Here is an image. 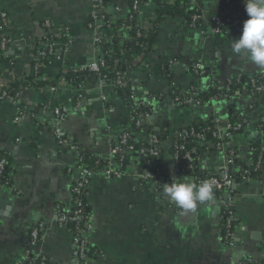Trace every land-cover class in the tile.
Returning <instances> with one entry per match:
<instances>
[{
    "label": "crops",
    "instance_id": "0c3cea01",
    "mask_svg": "<svg viewBox=\"0 0 264 264\" xmlns=\"http://www.w3.org/2000/svg\"><path fill=\"white\" fill-rule=\"evenodd\" d=\"M147 2L139 14L142 23L155 17L156 1ZM115 4L121 7L116 16L124 19L125 1L116 0ZM221 8L234 20L247 19L243 0H188L186 9L200 13L201 24L191 28L181 18L167 16L157 25L150 53L132 74L145 96L150 92L160 96L150 101L155 117L146 128L150 136L166 131L171 135L193 123H211L216 128L246 120L242 130L226 142L225 150L215 148L211 135L199 143L203 151L195 172L202 171V177L224 172L229 150L240 163L252 166L253 141L260 137L264 145V125L260 128L264 104H256L251 95L240 93L199 107L180 108L173 102L190 86L206 91L228 84L237 72L259 75L264 71L245 56L233 53L231 39L239 36L232 28L226 27L218 39L203 34L202 28L210 27ZM1 13L8 16L5 34L12 42L0 52V83L20 82L29 75L37 61L34 49L48 33L45 21L57 31L64 30L68 44L61 60L51 57L43 68L42 80L47 84L24 92L15 105L0 107V153L8 158L13 188L0 189V201H4L0 208V264H26L28 232L39 225L43 232L36 251L51 264H72V234L67 228L55 227L52 220L58 208L73 204L71 186L77 177L74 168L79 151L107 161L119 134L130 128V114L122 101L108 99L112 86L98 81L85 82L78 90L62 86L53 93L46 92L45 87L62 69L85 67L100 56L87 26L90 0H0ZM162 57L176 62L166 77L154 71ZM196 64L208 74L195 77L191 68ZM49 102L65 109L62 120L50 113L42 115L43 106ZM22 109L20 120L15 122ZM163 120L168 125L156 129V123ZM57 137L74 141L78 150L61 146ZM170 143L164 144L160 160L149 165L155 175L153 181L139 183L130 174L120 179H107L101 172L93 175L87 194L92 264H242L247 259L264 264V164L259 177L238 181L229 198L225 192L213 190L210 201L185 212L165 197L164 184H171L174 177L194 183L198 177L195 172H181L169 152ZM228 201L237 220L238 241L233 247L220 237V217Z\"/></svg>",
    "mask_w": 264,
    "mask_h": 264
},
{
    "label": "trees",
    "instance_id": "16d2710c",
    "mask_svg": "<svg viewBox=\"0 0 264 264\" xmlns=\"http://www.w3.org/2000/svg\"><path fill=\"white\" fill-rule=\"evenodd\" d=\"M116 0H105L104 5L108 7V12L105 14V20H99L97 22L96 27L98 29L99 35H101L102 39L101 42L98 44V49L100 51V58L103 60L104 65L101 67L100 74L90 72L86 67L81 68H74V67H67L66 69H62L55 77L51 85H58V83L63 80L66 83L73 86L74 89L78 90L83 82H93L98 81L99 79H104L106 82L112 84V90L109 100L117 99L122 101L127 108L130 109V106L133 104L132 99L133 97H137L138 102H143L141 106H139L138 112L144 115L152 114V106L150 104L151 99L159 98L160 96L154 93H149V96H145L142 92L139 91V83H135L132 74H134L139 65L141 60L145 58L147 54L150 53L153 45L155 43V38L157 35V25L164 21L167 16H176L182 19L185 26H189L191 23V17L196 13L194 10H187L186 4L188 0H173L172 3H167L165 0H155L156 9L154 11L155 18L151 22V27L148 30L140 29L138 25V18L136 15L132 14L133 18H130L131 15V5L135 0H123L125 1V6L127 7V14L124 19L118 18L116 13L114 12L113 8L117 5L115 4ZM140 2L148 1V0H139ZM121 8V7H120ZM215 16H219L222 20V24H224V20L229 18L226 15L225 9L221 8ZM90 22V17L87 19V24ZM197 27L198 24H195ZM211 25L209 27V35L208 37L212 39L215 35L218 34H211ZM141 33L140 37H137V34ZM225 33V27H221L222 35ZM46 38V37H45ZM216 39L220 37H215ZM43 39V38H42ZM53 40L60 42L61 44H66L68 41L66 37H52ZM34 53H37V49H34ZM132 56L140 57V61L135 62L132 59ZM168 61L167 58L162 57L159 59L157 64L154 67V71L156 74L160 75L161 77H166L169 68H168ZM47 61H44V65ZM206 76L208 71L204 70ZM43 67H39L38 71H34V66H32V70L30 71L29 75L20 82L13 81L11 83L12 89L14 92H17L19 89L29 88V89H38L47 82H43ZM200 78L201 76H195ZM121 81L123 83L122 86L115 84V81ZM255 83L256 86H262V90L260 92H255V89L252 87V83ZM134 88V89H133ZM239 90L241 94H248L253 97L256 104L263 103L264 104V71L259 75H249L243 72H237L230 81L225 82L222 86H216L215 88L208 89L206 91H199L195 86H190L188 92L183 94L182 96H178L180 101H184L190 96H192L196 101H198L201 105L208 104L217 99H227L228 97L235 94V92ZM13 94V92H11ZM223 95H226L223 98ZM221 97V98H220ZM229 99V98H228ZM50 108H55L56 105L54 103H48ZM187 107V105L182 104L179 106ZM36 117V116H35ZM38 122L41 120L38 119ZM247 123V122H246ZM232 124H235L233 122ZM264 125L263 122L260 124L261 126ZM187 128H194L199 131L207 132L205 134L206 139L208 132L212 131L213 125L211 123H205L204 125H196L193 123L191 126ZM183 130V129H181ZM130 134L129 144L133 145V151L131 154H128L124 157L122 163L123 168L129 167L131 164H137V170L142 171L149 168L151 163H157L160 158L161 154L164 152V148L161 146L168 143V140H171L170 134L168 131L164 132L165 134H154L156 135L157 139L160 141V149L161 154L156 158H148L143 157L138 154L139 150L142 147L148 148V141L146 137L150 136V130L146 129L144 125L143 128H136L135 126H131V129L127 130ZM169 137V138H167ZM68 139V138H67ZM118 139V138H117ZM117 139L113 143L112 147L117 145ZM70 144H74V141H70ZM174 139L170 143L169 152L173 154L172 144ZM179 143H183L187 151H194L196 153L197 159L194 161V168H188V162L179 158L178 160V167L180 170H183L185 175H192L198 166L200 153L203 151V147L192 138L187 140H177ZM215 143V141H214ZM252 155H253V164L252 166H245L240 163L236 156L234 155L233 164L227 166V171L233 177L235 183L242 180L244 177H252L256 178L259 177L262 173V167L264 164V145L261 144L260 137H257L252 143ZM183 152H181L182 154ZM0 155L4 156L7 160L5 170L2 175L3 180H9V162L7 156L1 152ZM79 157L81 158V162L79 165L87 167L89 170L92 171L93 174L100 173L104 166L106 165V160L92 158L90 155L84 153L83 151H79ZM260 160V164H259ZM78 165V164H77ZM76 165V166H77ZM76 166L74 169H76ZM10 181V180H9ZM77 177L74 180L71 186L72 192V206L67 209L58 208V213H64L67 215H71V213L76 209L77 201H81L83 204V216L84 222L90 224L89 222V205L87 202V194L88 190L84 191L83 197H78L74 194L73 189L76 185ZM234 211V209H232ZM225 217V209L223 210L221 217H220V237L222 241L227 245V240L225 239L226 228L223 224V218ZM237 221L232 224L230 228V233L236 232V224ZM66 228L70 230L72 237L74 236V224L69 222L66 225ZM40 234H42L43 229L39 228ZM31 230H29L28 234H30ZM94 257V250L91 246L87 243V253L86 259L88 262H92ZM27 264V263H26Z\"/></svg>",
    "mask_w": 264,
    "mask_h": 264
},
{
    "label": "built area",
    "instance_id": "2783aa9c",
    "mask_svg": "<svg viewBox=\"0 0 264 264\" xmlns=\"http://www.w3.org/2000/svg\"><path fill=\"white\" fill-rule=\"evenodd\" d=\"M91 1V14H90V22L88 23V28L93 32L94 36V45L98 48V44L101 42V35H99L98 29L95 24L99 20H105L106 16L105 14L108 12V7L104 5L105 0H90ZM167 3H172L173 0H165ZM148 5V2L144 1L143 3L139 0H135L131 5V15L130 18H133L132 14L137 16L138 25L140 29L148 30L151 27V22H143L141 18H139V14L141 13L142 7ZM114 12L118 13L121 11V8L118 6L113 8ZM128 12V11H127ZM155 18V17H154ZM199 20V16L197 14L193 15L191 17V23L189 26L191 28H194L196 23ZM8 23V16L5 13L0 14V52H4L7 49V46L12 40L5 34V29L7 27ZM222 20L219 16H214L211 22V34H220L221 33V27L224 26L232 28L236 35H240L241 27H242V21L234 20L232 18H227L224 20V24H222ZM198 24V23H197ZM44 26L48 29V33L46 35V39L37 46V53H36V63L34 64V71L37 72L39 67H45L44 61H48L49 58L55 57L58 60H61L63 58V54L65 53V48L67 47V44H61L60 42L53 40L52 37H57V33H60V36L57 38H61L65 36L64 30L57 31L55 28H53V25L49 21L44 22ZM141 33L137 34V37H140ZM136 61H140V57H136ZM176 62L172 59L168 61V68H171L172 66H175ZM104 65L103 60L98 57L94 61L90 62L87 65V68L90 72H94L97 74H100L101 67ZM86 67V66H85ZM192 73H194L195 76H203L205 74V69L199 65L196 64L192 68ZM98 82L100 84H109L112 86L111 83L106 82L104 79H99ZM135 83L137 81H134ZM85 82L82 83L80 88L84 85ZM115 84L122 86L123 83L119 80L115 81ZM62 86H71L72 85L66 83L65 81L61 80L58 85H49L46 86V92L53 93L57 91ZM252 87L255 89V92H260L262 90V86H256L255 83H252ZM79 88V89H80ZM134 89V88H133ZM139 89L140 92H142V89ZM30 90L29 88H23L19 89L17 92H14V89H12L10 82L3 81L0 83V107L5 104H13L15 105L21 98L24 92ZM13 92V94H11ZM236 96L240 95V91L237 90L235 92ZM226 95H223V98H225ZM221 98V97H220ZM173 102L176 106H180L182 104H185L187 106H200V103L196 101L192 96L190 98L180 101L179 98H174ZM132 105L130 106V109L128 108L129 114H130V128L131 126H135L136 128H143L145 125V122L147 118L151 115H144L138 112L139 106L142 105L143 102H138L137 97H133L132 99ZM111 106H109L110 108ZM20 113L17 114V116L14 118V121L17 122L21 118V112H24V110L18 111ZM48 113H50L52 116L63 119L65 116V109H62L60 107L50 108L49 104H46L42 108V115L46 116ZM246 120L243 122H237L235 124H226L224 126H218L216 128H213L212 131L208 132L212 138L214 139L215 143L214 146L217 150H225L226 142L231 138L232 135L242 130L243 126L245 125ZM128 129L122 131L117 139V145L114 147H111L110 150V157L106 161V165L104 166L103 170L101 171V174L107 178V179H120L126 174L133 175V177L136 178V180L139 183L147 182V181H153L155 179L154 173L147 168L142 171L137 170V164H131L127 168H123V159L128 154H131L133 151V145L129 144V138L130 134L127 131ZM207 133V132H206ZM205 132L199 131L194 128H185L183 130L176 131L174 134H171V141L174 139L172 144L173 149V158L175 162L178 165L179 158L182 160H185L188 162V168L193 169L194 168V161L197 159L196 153L194 151H187L183 143L177 142V140H187L189 138L194 139L198 143L204 141L205 139ZM59 140V144L63 147H69V149L73 151H77L78 148L75 144H70L67 138L57 137ZM148 148L142 147L138 154L143 157L148 158H156L161 154L160 149V141L157 139L156 135H151L148 140ZM161 146L164 148L165 145ZM181 152H183L181 154ZM226 155L228 157L227 166L233 164V157L234 152L229 150L226 152ZM78 165L76 166V172H77V182L73 189V192L78 197L84 196V191L88 190L91 179L93 177V173L91 170H89L87 167H84L82 165H79L81 162V158L78 157ZM6 158L2 155H0V189L7 188L9 190H13L10 181L9 180H3L2 175L5 170L6 166ZM260 164V160H259ZM183 172V170H181ZM210 181L213 184V190L221 191L230 194L234 191V184L235 181L233 177L229 174L227 169L222 172L218 176H209V177H202V178H196L194 180V183L199 185L202 181ZM229 198V197H228ZM233 206L232 202L228 201L226 208H225V217L223 218V224L226 228V234L225 239L227 240V245L230 247H233L236 241L235 234L230 233V228L232 224H234L237 220L234 215V211H232ZM71 222L74 224V236L72 237V243H73V251H72V264H92V262H88L86 259V253H87V243H88V235L91 230V225L84 222V216H83V204L81 201H77L76 203V209L71 213V215H67L64 213H58L54 216L52 220V224L59 228L63 229L66 228V225ZM220 225V223H219ZM42 226H36L31 229V232L29 234L30 240H29V248L26 251V256L28 257L27 264H51L48 259L43 256L40 252H37L36 248L38 247L39 243L42 240V234H40L39 228ZM242 264H253L250 260L244 261Z\"/></svg>",
    "mask_w": 264,
    "mask_h": 264
},
{
    "label": "clouds",
    "instance_id": "9594fccd",
    "mask_svg": "<svg viewBox=\"0 0 264 264\" xmlns=\"http://www.w3.org/2000/svg\"><path fill=\"white\" fill-rule=\"evenodd\" d=\"M243 6L247 19L242 23L239 37L231 39V49L258 68H264V0H243ZM163 194L187 212L213 198V184L205 180L197 185L174 177L171 184H164Z\"/></svg>",
    "mask_w": 264,
    "mask_h": 264
},
{
    "label": "water",
    "instance_id": "95a60500",
    "mask_svg": "<svg viewBox=\"0 0 264 264\" xmlns=\"http://www.w3.org/2000/svg\"><path fill=\"white\" fill-rule=\"evenodd\" d=\"M197 15L199 16V20H198V24H201L200 22H201V20H202V15H200V13H197ZM204 16H206V14L204 15ZM202 32H203V34H206L207 36L209 35V28H202ZM221 35H215L213 38L214 39H216L215 37H220ZM209 38V37H208ZM96 59V58H95ZM155 120V117L154 116H152V115H150L148 118H147V120H146V122H145V126H146V128L147 127H149L148 126V121H154ZM161 125V126H160ZM168 125V121H166V120H163V121H160L159 122V124H157L156 123V129H160V128H162L163 126H167ZM147 130H149V129H147ZM203 172L202 171H197V172H195V174H194V176H196V177H199V178H201L203 175ZM236 188V183L234 184V189ZM223 195L225 196V197H228L229 196V194L228 193H223ZM3 203H4V201H0V208H2L3 207ZM236 241H238V240H236Z\"/></svg>",
    "mask_w": 264,
    "mask_h": 264
}]
</instances>
